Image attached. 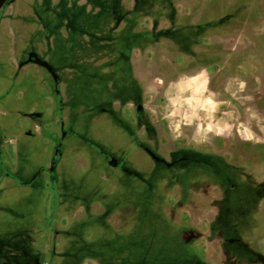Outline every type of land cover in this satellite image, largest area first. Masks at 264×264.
Returning a JSON list of instances; mask_svg holds the SVG:
<instances>
[{"label":"rangeland","instance_id":"obj_1","mask_svg":"<svg viewBox=\"0 0 264 264\" xmlns=\"http://www.w3.org/2000/svg\"><path fill=\"white\" fill-rule=\"evenodd\" d=\"M0 144V261L264 264V0H8Z\"/></svg>","mask_w":264,"mask_h":264},{"label":"crops","instance_id":"obj_2","mask_svg":"<svg viewBox=\"0 0 264 264\" xmlns=\"http://www.w3.org/2000/svg\"><path fill=\"white\" fill-rule=\"evenodd\" d=\"M115 4H116V3H115ZM117 4L120 5V10L122 11V9L124 8V7H123V3L117 1ZM31 65H34V66H36V67L43 68V67H41V66H39V65H35V64H31ZM31 65H27V66H25V68H27V67H29V66H31ZM19 67L23 68L22 66H19ZM36 67H34V68H36ZM136 81L138 82V80H136ZM140 93H141V89H140V86H139V94H140ZM48 102H49V101H48ZM49 104H50V103H49ZM50 105H51V104H50ZM48 107H50V106H48ZM50 109H51V108H47V110H45V115H48ZM51 114H52V113H51ZM47 128H50V130L53 132V128H51V125L48 124V125H47ZM22 144H23V143L19 144V141H16V142L12 141V142H10V143H7V145H6L5 147H3V148H4V151H5L6 154H8L10 157H14V156H17V154H18L19 151L21 150ZM1 147H2V146H1V144H0V148H1ZM0 156H1V154H0Z\"/></svg>","mask_w":264,"mask_h":264},{"label":"water","instance_id":"obj_3","mask_svg":"<svg viewBox=\"0 0 264 264\" xmlns=\"http://www.w3.org/2000/svg\"><path fill=\"white\" fill-rule=\"evenodd\" d=\"M8 0H0V10L2 9V7L6 4Z\"/></svg>","mask_w":264,"mask_h":264},{"label":"flooded vegetation","instance_id":"obj_4","mask_svg":"<svg viewBox=\"0 0 264 264\" xmlns=\"http://www.w3.org/2000/svg\"><path fill=\"white\" fill-rule=\"evenodd\" d=\"M0 264H7L6 262H4V261H0Z\"/></svg>","mask_w":264,"mask_h":264}]
</instances>
